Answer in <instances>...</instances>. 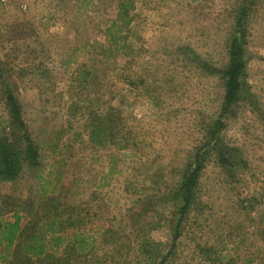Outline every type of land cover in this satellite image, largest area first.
Masks as SVG:
<instances>
[{"label": "rangeland", "instance_id": "1", "mask_svg": "<svg viewBox=\"0 0 264 264\" xmlns=\"http://www.w3.org/2000/svg\"><path fill=\"white\" fill-rule=\"evenodd\" d=\"M242 7L244 91L174 238L176 191L221 111ZM7 90L39 165L0 183V219L25 214L30 233L53 206L87 241L19 264H264V0H0V135ZM98 124L113 144L90 140Z\"/></svg>", "mask_w": 264, "mask_h": 264}, {"label": "trees", "instance_id": "2", "mask_svg": "<svg viewBox=\"0 0 264 264\" xmlns=\"http://www.w3.org/2000/svg\"><path fill=\"white\" fill-rule=\"evenodd\" d=\"M126 7L127 2H120L118 5L117 19L121 20L124 25L130 22ZM246 13L247 8L242 7L236 17L235 25L239 30L231 37L228 44L227 64L218 71L224 85L221 111L208 127L203 142L195 148L193 158L188 162L176 191V198L180 204L174 238L178 235L180 224L195 201L200 172L206 156L217 146V135L224 126L223 117L229 108L241 99L244 91L245 35L240 26L243 24ZM84 79L85 74H82V80ZM4 97L8 111V128L6 131L3 129L0 135V183L13 180L24 164L33 168L39 165V152L25 127L17 99L8 90L4 93ZM108 130L113 138L114 126L109 127ZM101 131L100 124L91 125L90 140L101 147L109 143L113 144V139L107 141L106 137L101 135ZM216 154L220 161L224 160V155L218 152V149ZM48 202H50V207L54 204L53 199H48ZM54 208L52 206V211H48V215L43 216L47 219L40 217L32 223L35 229L30 233H23L24 228L21 222L26 218L25 214L12 211L10 219H0V264H19L17 254L26 258L36 257L45 254L50 246L55 248L53 250L55 252L62 245L64 248L67 246L71 249L76 248L79 252L86 247L87 241L79 231L72 228L63 229L60 226L61 220L66 216L64 217L62 212H56V208L54 211ZM158 264H162V261Z\"/></svg>", "mask_w": 264, "mask_h": 264}]
</instances>
